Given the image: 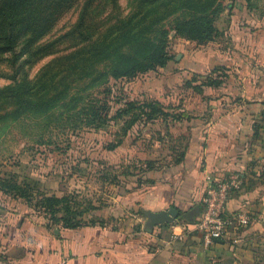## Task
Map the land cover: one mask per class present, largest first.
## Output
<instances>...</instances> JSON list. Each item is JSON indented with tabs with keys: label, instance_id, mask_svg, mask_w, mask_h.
Returning a JSON list of instances; mask_svg holds the SVG:
<instances>
[{
	"label": "rangeland",
	"instance_id": "obj_1",
	"mask_svg": "<svg viewBox=\"0 0 264 264\" xmlns=\"http://www.w3.org/2000/svg\"><path fill=\"white\" fill-rule=\"evenodd\" d=\"M6 7L35 31V53L29 60L16 55L15 64L0 55V89L16 77L31 83L32 103L49 104L20 112L0 95V179L27 187L32 197L28 203L16 190H0V264L6 233L22 221L16 214L57 229L147 225L132 192L154 184L190 134L206 133L218 117L228 118L231 146L252 154L241 191L257 183L264 193V0H0V11ZM203 16L217 33L198 42L187 29ZM163 31L160 64L147 60L146 48ZM102 40L110 45L99 52L94 46ZM128 63L151 67L127 74ZM44 196L62 200L55 216L44 211ZM245 211L251 230L244 239L255 252L236 259L264 264V228L251 225L257 210ZM244 227L232 230L240 236ZM233 257H207L206 264Z\"/></svg>",
	"mask_w": 264,
	"mask_h": 264
},
{
	"label": "crops",
	"instance_id": "obj_2",
	"mask_svg": "<svg viewBox=\"0 0 264 264\" xmlns=\"http://www.w3.org/2000/svg\"><path fill=\"white\" fill-rule=\"evenodd\" d=\"M208 123L206 133L190 134L184 145L183 159L163 167L155 183L132 192L133 203L147 213L175 208L177 216L170 223L113 227L100 224L76 228H49L35 223L26 216L16 214L20 225L6 234L4 262L2 264H53L65 257L69 264H180L182 259L207 263V257L232 254L231 263L249 253L254 257L255 247L244 239L250 228L245 226L238 234L234 230L221 239L204 245L201 232L194 227L201 211V199L206 173L224 176L234 171L242 172L243 185L250 168L251 155L246 150L238 152L231 146L226 129L228 118L218 117ZM214 123V124H213ZM227 137V138H226ZM238 152V153H237ZM237 153V154H236ZM245 170V171H244ZM252 185L237 190L230 198V210H257L251 225L256 230L264 228V193L260 186ZM253 198H258L252 200ZM142 221V214H136ZM202 241L201 243L198 242ZM256 245L255 243H253ZM254 260L252 261L253 264Z\"/></svg>",
	"mask_w": 264,
	"mask_h": 264
},
{
	"label": "trees",
	"instance_id": "obj_3",
	"mask_svg": "<svg viewBox=\"0 0 264 264\" xmlns=\"http://www.w3.org/2000/svg\"><path fill=\"white\" fill-rule=\"evenodd\" d=\"M11 6V5H10ZM12 8L6 7L0 11V14L5 17L4 20L0 21V55L10 54L13 57V64L16 62V55L27 54V60H29L33 54V46H32V37L35 35V31H33L27 23L24 24L21 22L18 16H13ZM13 18V19H10ZM179 30L183 29L182 25H179ZM143 29L136 31L131 39L140 35ZM188 37L195 39L198 42H206L213 39L214 35L217 33L214 25L211 23L210 19L206 16L201 18H197L195 20V24L193 27L187 29ZM129 40V39H128ZM128 40L122 41L120 44H124L128 42ZM94 47L97 51L103 52L108 49L109 45L105 43V41L96 42ZM166 44V35L163 31L157 42L150 43V45L146 48V55L148 56L147 60H159L160 64H163L165 61V53L163 52ZM20 47V49H16ZM116 50V49H114ZM12 64V65H13ZM128 63V68L125 73H134L138 70V68H142L146 70L151 67L150 63ZM14 66V65H13ZM0 76H3V73L0 72ZM13 86H5L0 89V95L7 97L13 104L18 106V110L20 112L24 110H44L48 108V102L42 104L32 103L28 92L30 90L31 83L29 81L23 82L19 81L18 78L14 77ZM208 84H214L212 82ZM158 102L162 103L157 99ZM132 107L129 106L128 110ZM94 116V115H93ZM181 117V116H179ZM138 119V114L133 115V117L128 121V126L134 124ZM181 119V118H179ZM91 121H95V117L91 118ZM126 133V129L124 131ZM120 142V141H119ZM118 144V143H117ZM116 144V145H117ZM115 144L111 145V148L116 146ZM184 156V151H182L174 160V164L179 163ZM150 162V161H148ZM147 162V163H148ZM16 190V197L24 198L28 203L31 202L32 197L29 194V190L27 187L20 186L15 183H10L8 179H0V190L2 191H11ZM42 206L45 212H48L51 216H55V213L58 211L57 207L61 203V199L55 196H44L41 199ZM143 213H147V211H143ZM92 225V224H91ZM64 228H76L77 226L64 224ZM84 226V225H82ZM80 227V226H78Z\"/></svg>",
	"mask_w": 264,
	"mask_h": 264
},
{
	"label": "built area",
	"instance_id": "obj_4",
	"mask_svg": "<svg viewBox=\"0 0 264 264\" xmlns=\"http://www.w3.org/2000/svg\"><path fill=\"white\" fill-rule=\"evenodd\" d=\"M201 199V211L194 227L201 232L204 245L223 238L229 230L244 227L250 222L245 210H230L231 196L243 185L241 174L234 172L224 176L206 173ZM53 264H69L63 257Z\"/></svg>",
	"mask_w": 264,
	"mask_h": 264
},
{
	"label": "water",
	"instance_id": "obj_5",
	"mask_svg": "<svg viewBox=\"0 0 264 264\" xmlns=\"http://www.w3.org/2000/svg\"><path fill=\"white\" fill-rule=\"evenodd\" d=\"M177 213L178 211L173 207H170L167 210H162L159 212H150L148 214V218H149L148 230L151 232V228L154 225L170 223L177 216Z\"/></svg>",
	"mask_w": 264,
	"mask_h": 264
}]
</instances>
